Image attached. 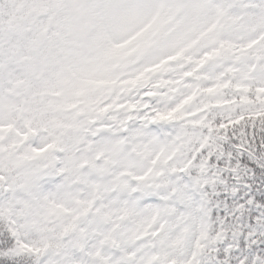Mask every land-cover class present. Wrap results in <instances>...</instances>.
I'll list each match as a JSON object with an SVG mask.
<instances>
[{"label": "snow or ice", "instance_id": "1", "mask_svg": "<svg viewBox=\"0 0 264 264\" xmlns=\"http://www.w3.org/2000/svg\"><path fill=\"white\" fill-rule=\"evenodd\" d=\"M0 264H264V0H0Z\"/></svg>", "mask_w": 264, "mask_h": 264}]
</instances>
